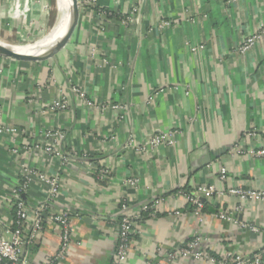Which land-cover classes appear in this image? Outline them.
Wrapping results in <instances>:
<instances>
[{"label": "crops", "instance_id": "obj_1", "mask_svg": "<svg viewBox=\"0 0 264 264\" xmlns=\"http://www.w3.org/2000/svg\"><path fill=\"white\" fill-rule=\"evenodd\" d=\"M45 3L0 0V39L25 43L17 42L22 33L45 29ZM135 3L138 21L124 26ZM260 25L264 0H96L79 7L70 39L53 57H0L2 121L22 132L14 141L0 134V195L15 185L21 166L59 175L61 189L48 212H69L72 241L58 264H110L119 203L135 207L153 197L166 201L154 217L137 221L124 264H208L193 257L166 261L193 238L216 259L264 257V202L243 204L231 215L253 232L218 218L239 205L236 198L215 194L204 201L199 219L177 194L179 187L193 193L199 185L220 192L264 189V157L230 150L264 148V30L249 52H235ZM62 98L69 101L67 111L47 108ZM54 128L63 134L62 150L73 157L65 166L25 148ZM157 131H174V145L146 153L126 145L129 136L139 143ZM101 169L108 171L104 180ZM130 178L137 179L135 189L126 185ZM41 189L30 188L28 205L42 200ZM173 210L179 215L169 214ZM44 218L39 241L26 247L30 264H45L56 250L58 237ZM2 220L11 222L13 212L3 209Z\"/></svg>", "mask_w": 264, "mask_h": 264}, {"label": "built area", "instance_id": "obj_2", "mask_svg": "<svg viewBox=\"0 0 264 264\" xmlns=\"http://www.w3.org/2000/svg\"><path fill=\"white\" fill-rule=\"evenodd\" d=\"M79 7L83 5H94L96 0H77ZM140 3L132 5L130 12L122 19L124 26L135 24L138 21ZM264 30V25H260L259 30L255 33L244 36L235 48V52L244 55L249 52L255 45L257 39ZM80 99H85V93L75 88L71 89ZM31 101V100H30ZM89 108L95 107L90 101L86 103ZM69 101L67 98L56 99L47 104V108L58 113H64L68 110ZM113 109L119 110L121 107L114 106ZM174 131H157L151 135L146 141L135 143L134 137L129 136L126 145L130 149H135L141 153L146 151H154L160 146L172 147L174 141ZM0 134H9L11 139H15L22 132L15 127H10L2 121V110L0 108ZM249 135V134H248ZM44 141H36L27 143L25 148L27 151H33L39 155H46L56 158L61 166L68 164L72 155L65 154L62 150L61 142L63 134L60 129H48L41 133ZM236 155H252L264 157V148L259 150L247 149L240 150L238 147H231ZM12 154H16L17 150H11ZM226 170L220 169L219 180L225 181ZM108 175V171L101 169L98 172L99 180H104ZM15 185L6 190L5 195H0V264H30L26 258V247L36 244L44 230V217L50 223L53 231L58 237L55 253L45 264H58L65 259L70 250L72 241V230L70 227V214L67 210L50 211L51 204L57 199L61 189V179L58 174H46L45 172L21 166L17 175ZM33 185L44 187L41 189L44 197L36 205L30 206L26 203L25 197ZM126 185L135 189L137 179L130 178L126 181ZM177 194L185 197L186 202L192 207L194 215L200 219L201 212L204 207V201L210 200L215 194L227 195L237 199L239 205L230 207L229 211H221L218 218L223 221H230L239 228H248L256 232V229L250 227L242 221H235L232 218L233 212H239L243 204L250 202H264V189H243L240 187L229 188L225 192L216 190L213 185H199L194 188L193 193H185L182 187L178 188ZM165 198L153 197L146 202L140 203L135 207L127 200L121 201L118 206V220L116 226V243L114 253L110 264H124L129 254L132 242V236L136 232V223L143 215L154 217L165 203ZM9 209L13 212V220L4 223L2 220L3 209ZM169 214L178 216L176 210L170 211ZM201 241L193 238L183 247L173 250L166 255V261L173 263L179 259H187L193 257L198 261H205L208 264H264L262 255H254L252 257L243 256H226L223 259H216L207 251L201 250Z\"/></svg>", "mask_w": 264, "mask_h": 264}, {"label": "bare ground", "instance_id": "obj_3", "mask_svg": "<svg viewBox=\"0 0 264 264\" xmlns=\"http://www.w3.org/2000/svg\"><path fill=\"white\" fill-rule=\"evenodd\" d=\"M54 6L56 11V16L51 26L52 28L49 29L48 33L42 39L38 40L35 43L32 42L28 44L15 43V42L10 43L0 39V47L11 49L16 53L24 54V55L25 54L41 55L55 48L56 45L61 41L62 37L64 36L67 30L68 17L70 12V0H54ZM53 45L54 47L50 49Z\"/></svg>", "mask_w": 264, "mask_h": 264}, {"label": "water", "instance_id": "obj_4", "mask_svg": "<svg viewBox=\"0 0 264 264\" xmlns=\"http://www.w3.org/2000/svg\"><path fill=\"white\" fill-rule=\"evenodd\" d=\"M79 14V3L77 0H70V12L68 17L67 30L62 37L61 41L51 51L41 55H28L19 54L11 49L0 47V57L11 58L17 61H43L56 55L67 44L70 36L77 24ZM209 160L204 161V164H208ZM24 198V196H23Z\"/></svg>", "mask_w": 264, "mask_h": 264}, {"label": "rangeland", "instance_id": "obj_5", "mask_svg": "<svg viewBox=\"0 0 264 264\" xmlns=\"http://www.w3.org/2000/svg\"><path fill=\"white\" fill-rule=\"evenodd\" d=\"M52 1H53L52 8H50L51 7L50 6V2H48L47 0H46V3L43 6V8H45L44 9L45 12L48 15V23L46 24V28L43 29V30L38 28V30L32 31V32H30L28 34L22 33V37L21 38L16 37V38H19V39H17L18 42L21 41L20 39H23V40H25V41H23V42H25L23 44H28V43H32V42L35 43L38 40L42 39L48 33L49 29L51 28L50 26H52L51 24L53 23L54 18L56 16V11H55V8H54L55 7L54 6V0H52ZM50 9H52L51 10L52 12L49 11ZM12 35H13V33H12ZM2 39H3V37H2Z\"/></svg>", "mask_w": 264, "mask_h": 264}]
</instances>
